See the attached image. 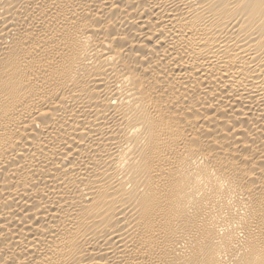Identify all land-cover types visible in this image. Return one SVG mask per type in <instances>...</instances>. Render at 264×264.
<instances>
[{"label":"bare ground","instance_id":"6f19581e","mask_svg":"<svg viewBox=\"0 0 264 264\" xmlns=\"http://www.w3.org/2000/svg\"><path fill=\"white\" fill-rule=\"evenodd\" d=\"M0 264H264V0H0Z\"/></svg>","mask_w":264,"mask_h":264}]
</instances>
